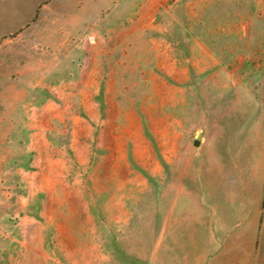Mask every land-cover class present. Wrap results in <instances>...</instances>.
I'll use <instances>...</instances> for the list:
<instances>
[{
    "label": "rangeland",
    "instance_id": "rangeland-1",
    "mask_svg": "<svg viewBox=\"0 0 264 264\" xmlns=\"http://www.w3.org/2000/svg\"><path fill=\"white\" fill-rule=\"evenodd\" d=\"M205 220L264 264V0H0V264H186Z\"/></svg>",
    "mask_w": 264,
    "mask_h": 264
},
{
    "label": "crops",
    "instance_id": "crops-1",
    "mask_svg": "<svg viewBox=\"0 0 264 264\" xmlns=\"http://www.w3.org/2000/svg\"><path fill=\"white\" fill-rule=\"evenodd\" d=\"M207 212H215L209 210ZM194 222H188V224ZM201 225V231L198 233V239L202 243H197L195 248L187 254L186 264H245V237L240 238L237 242L235 237V222H216L214 220H205L195 222ZM228 230L227 235L223 236L220 230ZM233 230L230 236L229 230ZM222 234V236H221ZM199 242V241H197ZM247 245H251L250 238L247 239ZM251 249H247V255L250 256Z\"/></svg>",
    "mask_w": 264,
    "mask_h": 264
},
{
    "label": "water",
    "instance_id": "water-1",
    "mask_svg": "<svg viewBox=\"0 0 264 264\" xmlns=\"http://www.w3.org/2000/svg\"><path fill=\"white\" fill-rule=\"evenodd\" d=\"M200 137H201V134L198 135V138H200ZM198 143H199V141L198 140H195L194 144L197 145Z\"/></svg>",
    "mask_w": 264,
    "mask_h": 264
}]
</instances>
